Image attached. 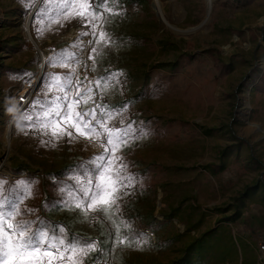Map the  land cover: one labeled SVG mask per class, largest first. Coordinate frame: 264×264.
I'll return each mask as SVG.
<instances>
[{"label": "rangeland", "instance_id": "rangeland-1", "mask_svg": "<svg viewBox=\"0 0 264 264\" xmlns=\"http://www.w3.org/2000/svg\"><path fill=\"white\" fill-rule=\"evenodd\" d=\"M36 4L0 0V177L5 190L20 182L31 184L32 196L21 211L26 206L36 212L24 219L40 217L70 235L104 240L115 226L102 213L84 218L77 211L42 207L60 200L58 188L72 187L75 176L83 180L82 173L93 167L87 162L103 148L82 137L71 142L65 137L53 146L42 143L49 137L29 129L25 116L31 103L62 95L48 93L49 76L70 74L69 68L50 66L49 57L62 50L83 57L92 47L79 19H62L41 35L35 12L27 24ZM108 6L119 13L105 14L103 24L114 43L98 46L94 70L92 60L83 71L75 65L73 79L121 73L119 83L111 81L109 89L96 92V102L115 109L127 105L110 124L134 122V128L144 132L137 131L138 138L117 153L134 177V187L118 201L114 219H126L129 232L143 233L147 243L138 249L105 242L102 260L264 264V250L259 249L264 245V90L256 86L264 71V0H117ZM164 39L193 44L194 56L180 60L176 72L166 69L178 52L156 45ZM207 49L217 51L212 59L204 53ZM38 50L45 53L43 61ZM217 57L220 70L215 69ZM7 68L25 72L6 73ZM157 77L161 81L154 84ZM33 82L26 94L29 102L9 133L14 99ZM93 106L90 102L85 107ZM64 167L68 170L62 178H44ZM58 179V184H50ZM98 255L91 253L85 264Z\"/></svg>", "mask_w": 264, "mask_h": 264}, {"label": "snow or ice", "instance_id": "snow-or-ice-1", "mask_svg": "<svg viewBox=\"0 0 264 264\" xmlns=\"http://www.w3.org/2000/svg\"><path fill=\"white\" fill-rule=\"evenodd\" d=\"M109 2L116 4L117 0H38V31L43 35L46 27L53 23H60L62 19H79L82 35L90 37L88 44L92 47L88 50L87 59L93 61L94 70L100 54L98 46L107 48L114 43L103 29L105 14L119 15L108 6ZM72 47L79 48V44ZM81 59L78 52L69 53L66 50L49 57L50 66L70 69L67 76L53 74L48 78V93L58 91L62 95L48 100H34L25 119L31 131L49 137L42 143L55 146L54 142L65 137L69 142L82 137L89 142H98L103 153L87 162L93 167L82 173L83 180L79 175L75 176L72 187L58 188L62 194L60 200L45 203L42 207L50 211H77V215L84 218H89L92 213H102L115 226V232L108 233L104 240L87 239L70 235L63 226H50L40 217L36 220L24 219L36 212L26 206L21 211V206L32 196L31 184L20 182L5 190V180L0 177V264H85V258L93 252L99 255L93 258L92 264H108L102 260L105 242H110L113 247L135 246L138 249L147 243L143 233L129 232L131 226L126 219L121 217L119 223L114 219L120 211L118 201L129 195L127 190L134 187V177L127 174L123 157L117 153L138 138L137 131L139 135H144V132L135 129L134 122L124 125L121 121L120 126L110 124L127 109V105L115 109L96 102V92L109 89L111 81L119 83L121 73H110L100 79H89L84 74L83 79L74 80L73 76L77 73L75 65ZM82 67L88 66L84 64ZM90 102L94 106L85 107ZM98 218L92 217L93 220Z\"/></svg>", "mask_w": 264, "mask_h": 264}, {"label": "trees", "instance_id": "trees-1", "mask_svg": "<svg viewBox=\"0 0 264 264\" xmlns=\"http://www.w3.org/2000/svg\"><path fill=\"white\" fill-rule=\"evenodd\" d=\"M27 3H28V6L30 7L33 3L36 4L37 3V0H25ZM135 1H128V3L132 4L134 3ZM38 7V6H37ZM37 11V9H36ZM36 11H35V14H36ZM228 30H230L229 28H227ZM233 30V29H231ZM234 31V30H233ZM160 49H165V48H169L171 50H174V51H177L178 52V55L176 57V61L173 62V64L170 66V68L166 69V72H176V68H177V65L179 64L178 62H180V60H190L194 54L192 53L191 49L193 47V44L190 43V42H185L184 45L182 46L180 43L176 42V41H171V40H167V39H164L162 41H157V44H156ZM7 50L11 49L9 47L6 48ZM186 49V50H185ZM187 49H189L190 51H187ZM217 51L215 49H207L204 53L208 54L209 57H211V59L213 58L212 55H215ZM215 69H218L220 70V68L223 67L222 63L220 62L219 60V57H217L215 59ZM12 70V71H11ZM259 71V70H257ZM6 73H11V74H14V73H17V74H23L25 71L22 70V69H9L7 68ZM164 78H168L166 77L165 75H163ZM161 81V78L160 77H157L155 78V80L153 81L154 84H159V82ZM256 86H259V89L261 90H264V71L262 73V76H261V79L259 80L258 84ZM67 170L68 168L64 167L56 172H47L44 174V178L45 179H50V178H62L66 173H67ZM58 182H60V179L56 180L55 182H51L50 184H58ZM64 182V181H63ZM239 202L241 203V199H238ZM228 219L225 218L223 221H227ZM47 221V220H46ZM48 222V221H47ZM215 230H209L207 231L206 235H209V234H212ZM193 248V245H190L188 248H187V251L182 254V258L183 259H186L187 258V254L189 253V251ZM134 264H140V263H134ZM144 264H147V263H144ZM174 264V263H173Z\"/></svg>", "mask_w": 264, "mask_h": 264}, {"label": "bare ground", "instance_id": "bare-ground-1", "mask_svg": "<svg viewBox=\"0 0 264 264\" xmlns=\"http://www.w3.org/2000/svg\"><path fill=\"white\" fill-rule=\"evenodd\" d=\"M207 2L208 3H210L211 2V0H207ZM153 7H154V9L157 11V6L155 5V3H153ZM39 51V56H41L42 57V61L44 60V57H45V53L43 52H41L40 50H38ZM42 61H41V64H40V67H41V65H42ZM89 59H87V54H85V55H83V57H82V59L80 60V63H79V70H81V71H83L84 69H85V67H82V65H84V64H86L87 66L89 65ZM38 78H39V76L37 77V81H36V83L38 82ZM34 83L35 82H33L32 83V85L25 91V92H21L22 94H30V92H31V89L33 88V85H34ZM35 83V84H36ZM18 97H22V96H18ZM19 112H13V115L10 117V119H9V121H8V125H7V132H8V130H9V133L11 132V130H12V127H13V124H14V120L16 119V115L18 114ZM7 143L9 144L10 143V141H9V139H8V141H7ZM88 149V148H87ZM89 150V149H88ZM263 256H264V254H263Z\"/></svg>", "mask_w": 264, "mask_h": 264}, {"label": "built area", "instance_id": "built-area-1", "mask_svg": "<svg viewBox=\"0 0 264 264\" xmlns=\"http://www.w3.org/2000/svg\"><path fill=\"white\" fill-rule=\"evenodd\" d=\"M18 96H22V97H17L14 99V103H13L14 112H20L23 109V107H25L29 102V98L26 94L20 93L18 94ZM259 249L264 250V245H261Z\"/></svg>", "mask_w": 264, "mask_h": 264}, {"label": "water", "instance_id": "water-1", "mask_svg": "<svg viewBox=\"0 0 264 264\" xmlns=\"http://www.w3.org/2000/svg\"><path fill=\"white\" fill-rule=\"evenodd\" d=\"M37 6H38V2H37V4L35 5V7L32 9V11H31V13H30V15H29V17H28V19H27V24H29L30 21L32 20L33 14H34V12H35ZM209 14H210V9H209V7H208L206 19H207V17L209 16ZM42 66H43V65H42Z\"/></svg>", "mask_w": 264, "mask_h": 264}]
</instances>
